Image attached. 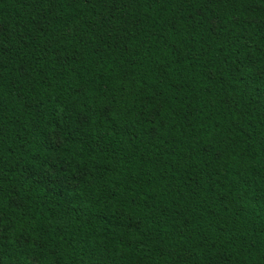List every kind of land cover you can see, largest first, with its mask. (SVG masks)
I'll return each instance as SVG.
<instances>
[{"label": "trees", "instance_id": "trees-1", "mask_svg": "<svg viewBox=\"0 0 264 264\" xmlns=\"http://www.w3.org/2000/svg\"><path fill=\"white\" fill-rule=\"evenodd\" d=\"M0 264H264V0H0Z\"/></svg>", "mask_w": 264, "mask_h": 264}, {"label": "rangeland", "instance_id": "rangeland-1", "mask_svg": "<svg viewBox=\"0 0 264 264\" xmlns=\"http://www.w3.org/2000/svg\"><path fill=\"white\" fill-rule=\"evenodd\" d=\"M55 140L59 141V137L57 135L52 136ZM56 171V166L54 164H52V166L49 168L48 173L50 174H54V172Z\"/></svg>", "mask_w": 264, "mask_h": 264}]
</instances>
